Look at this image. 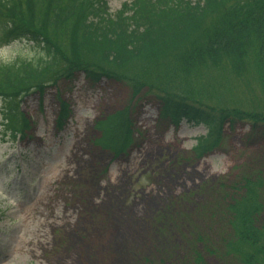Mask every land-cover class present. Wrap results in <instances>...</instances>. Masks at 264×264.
<instances>
[{
	"label": "rangeland",
	"instance_id": "1",
	"mask_svg": "<svg viewBox=\"0 0 264 264\" xmlns=\"http://www.w3.org/2000/svg\"><path fill=\"white\" fill-rule=\"evenodd\" d=\"M25 1L16 12L13 0H0L10 7L0 15L45 32L66 52L65 27L49 18L56 0ZM64 1L63 8L74 4ZM107 1L116 15L135 0ZM246 19L239 29L251 23ZM257 52L250 32L247 48L218 67L222 58L214 63L207 56L182 68L172 56L124 73L137 83L181 86L183 98L216 111L264 114ZM41 56L27 40L8 44L0 38V63L39 62ZM55 81L43 98L32 94L20 104L18 113L31 126L16 140L0 100V264H237L211 256L205 244H224L231 234L229 205L245 195L247 181L264 173V140L251 137V126L226 125L216 148L199 157L194 147L207 128L161 121L159 100L149 89L133 99L122 82L92 86L82 74L72 84L56 74ZM61 102L72 112L59 128ZM120 114L130 122L129 133L117 134V126L115 143L105 148L95 124ZM120 142L124 147L116 146Z\"/></svg>",
	"mask_w": 264,
	"mask_h": 264
},
{
	"label": "trees",
	"instance_id": "2",
	"mask_svg": "<svg viewBox=\"0 0 264 264\" xmlns=\"http://www.w3.org/2000/svg\"><path fill=\"white\" fill-rule=\"evenodd\" d=\"M71 1L74 4L67 8H63L66 6L64 0H56L48 8L51 10L49 18H54L55 26L65 27L64 37L69 46L66 52L60 51L45 32L20 25L13 17L5 21L0 15L1 40L8 44L27 40L42 53L39 62L0 63V100L6 105L3 114L5 121L12 125L14 138L30 128L24 115L18 118L21 99L32 93L43 97L46 89L56 83L55 74L68 84L82 74L92 86L103 80L128 84L133 99L149 89L155 93L151 97L159 100L163 120L175 125L186 121L196 127L205 126L208 136L199 141L195 149L198 155L213 150L226 125L234 127L239 122L250 124L251 137L264 140L263 113L216 111L183 98L181 86L175 88L177 85L173 84V88L165 89L161 83H137L124 73L133 68L151 69L172 56L182 68L194 65L196 60L204 63L207 56V60L214 63L222 58L218 67L224 57H232L236 50L247 48L250 32L255 33L257 62L264 67V0H135L131 4L125 3L116 15L110 13L106 0ZM13 2L16 4L10 7L20 12L26 1ZM80 6L83 9L75 14ZM10 7L2 4L0 12ZM26 10L33 11V7L28 5ZM246 18L251 23L247 21V25L239 29L240 22ZM50 29L55 30V27ZM62 63L64 70L60 68ZM262 93L264 96V90ZM71 112L69 105L61 102L57 118L59 126L68 122ZM123 120L120 114L100 123V141L105 148L111 149L115 143L113 130L117 126H121L117 134L129 133L130 122L125 119L122 124ZM118 145L124 147L122 142ZM253 180L245 183V195L229 205L230 236L224 244L217 245L212 241L205 244L211 256L233 259L237 264H264V220L261 218L264 214V173L260 172L254 183Z\"/></svg>",
	"mask_w": 264,
	"mask_h": 264
}]
</instances>
